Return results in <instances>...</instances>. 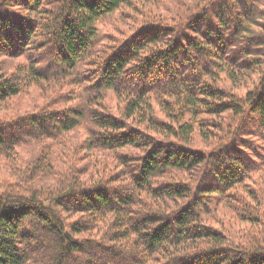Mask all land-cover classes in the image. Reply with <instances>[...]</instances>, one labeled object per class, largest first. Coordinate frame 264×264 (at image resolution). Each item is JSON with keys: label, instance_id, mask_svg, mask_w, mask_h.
<instances>
[{"label": "trees", "instance_id": "obj_1", "mask_svg": "<svg viewBox=\"0 0 264 264\" xmlns=\"http://www.w3.org/2000/svg\"><path fill=\"white\" fill-rule=\"evenodd\" d=\"M131 1L0 0V56L25 60L14 76H0V102L25 84L68 78L79 86L58 96L78 104L0 118L2 159L47 140L21 184L0 189V264H264L263 240L234 243L202 221L210 197L249 174L257 158L249 139L264 140L262 0H195L184 22L144 23L96 52V22ZM253 69L259 83L244 99L217 82L222 74L237 83ZM107 91L122 100L120 115L103 104ZM226 112L239 125H212L222 130L215 148L193 150L194 126L209 123L197 116ZM81 127L86 153H141L117 155L121 168L105 177L91 157L56 166L71 157L67 134ZM87 163L100 174L94 181L84 178ZM51 176L57 181L45 186Z\"/></svg>", "mask_w": 264, "mask_h": 264}, {"label": "rangeland", "instance_id": "obj_2", "mask_svg": "<svg viewBox=\"0 0 264 264\" xmlns=\"http://www.w3.org/2000/svg\"><path fill=\"white\" fill-rule=\"evenodd\" d=\"M195 0H133L128 5H122L113 13L106 15L96 22L98 36L95 41V51L109 49L118 42L129 37L137 28L144 23L159 22L164 24H175L184 22V18L190 15V11L194 8ZM264 9V0L261 1ZM264 24V22H263ZM258 30V29H257ZM263 30V29H262ZM260 32V30H258ZM264 31V30H263ZM260 61L264 59L260 58ZM25 65L24 58L0 56V76L10 78L15 75V71L20 66ZM258 69V68H257ZM257 69L248 70L244 76H240L241 80L232 83L220 74L219 86L233 93L240 99H244L247 92L252 91L259 83V72ZM42 82L38 84H25L21 92L3 102H0V118L15 116L25 112H32L41 108H63L69 105L78 104V100L63 102L58 96L63 92L79 91V86L70 84V79H59L58 81ZM77 95V94H76ZM104 105L110 113L116 115L121 114L123 103L112 91H107L103 96ZM154 108H158L153 103ZM198 119L204 117L209 121L207 126H194V132L190 143L193 150L200 152H209L215 148L217 143L216 135H221L222 130H216L215 126L219 124L226 129L228 127L235 128L240 121L233 118L231 112L222 113L218 116H207L199 114ZM240 118V117H239ZM246 122V119H245ZM205 133L207 138L202 137L201 131ZM62 147L66 149V153L70 154V158L60 157L55 161L56 166H66L72 161H76L77 165H84L91 158L97 159L107 171L106 175L113 174L121 167L116 159L120 154H140L141 152L135 148H124L116 151H99L89 150L87 153L83 150L81 143L86 136L83 127L76 129L74 132L67 134ZM219 138V136H217ZM262 137L250 138L248 142L249 152L256 155L253 157V165L247 177L245 176L242 183L237 184L226 195H214L210 197L208 206L202 213V221L215 229L224 233L232 242L245 245L247 241L258 242L264 241V140ZM43 142L29 143L16 148L13 160L0 158V189L13 187L15 183H20L26 171V165L34 153L42 147L47 140ZM17 151L19 152L17 154ZM86 153V154H85ZM73 156V157H72ZM83 156L88 158H83ZM82 159V160H81ZM94 159V160H95ZM89 166L85 172L87 181H94L98 176L97 171ZM109 172V173H107ZM24 176H23V175ZM191 173L182 174L185 180H189ZM52 177V178H51ZM45 186L54 184L56 177L51 176ZM23 185H25L23 183ZM16 186V185H15ZM74 218V216H71Z\"/></svg>", "mask_w": 264, "mask_h": 264}]
</instances>
